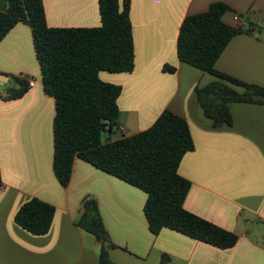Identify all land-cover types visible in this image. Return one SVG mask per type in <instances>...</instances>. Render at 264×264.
<instances>
[{"label": "crops", "instance_id": "crops-1", "mask_svg": "<svg viewBox=\"0 0 264 264\" xmlns=\"http://www.w3.org/2000/svg\"><path fill=\"white\" fill-rule=\"evenodd\" d=\"M212 2L231 8L224 22L237 24L235 16L244 15L247 20L239 22L250 29L229 41L215 68L264 86V0H131L134 68L99 76L122 88L117 103L124 132L116 130L111 140L148 128L164 110L187 121L194 148L178 169L190 182L183 206L237 234L235 245L219 249L166 227L151 233L145 192L81 159H74L67 186L58 182L52 167L54 99L43 92L31 28L17 23L0 41V264H97L100 243L75 224L89 198L116 246L109 250L110 264H160L162 255L168 257L164 264H264V106L230 103L231 124L212 126L194 90L217 78L181 62L176 53L182 20ZM5 4L0 0V10ZM43 5L49 27L100 24L97 0ZM165 64L176 70L163 71ZM13 76L34 84L20 98L7 99V88L17 87ZM33 197L55 208L43 235L14 221Z\"/></svg>", "mask_w": 264, "mask_h": 264}, {"label": "trees", "instance_id": "trees-1", "mask_svg": "<svg viewBox=\"0 0 264 264\" xmlns=\"http://www.w3.org/2000/svg\"><path fill=\"white\" fill-rule=\"evenodd\" d=\"M0 10V41L17 24L31 28L40 67L43 92L54 99L53 173L62 186L69 183L74 159H81L145 192L143 213L151 233L169 228L219 249L235 245L238 236L184 208L190 182L179 164L193 150L187 121L170 110L162 111L146 129L111 140L118 130L117 99L121 86L103 81L101 71L131 72L134 39L130 19L131 0H97L100 24L92 27H49L43 0H5ZM231 10L212 2L207 10L186 16L178 30L176 53L181 62L212 74L216 80L196 87V100L212 126L231 124L230 103L264 106V86L248 83L218 71L215 63L229 41L250 32L238 16L237 24L224 22ZM174 72L175 66L163 65ZM4 74V73H2ZM7 75V74H4ZM17 87L7 88V99H17L28 90L25 79L13 76ZM108 134L104 137L103 134ZM0 172V185H1ZM55 208L38 198L24 202L14 221L35 235L45 234ZM76 226L100 243L97 264H110L109 250L116 247L108 237L95 200L83 201ZM168 260L160 258V264Z\"/></svg>", "mask_w": 264, "mask_h": 264}, {"label": "built area", "instance_id": "built-area-1", "mask_svg": "<svg viewBox=\"0 0 264 264\" xmlns=\"http://www.w3.org/2000/svg\"><path fill=\"white\" fill-rule=\"evenodd\" d=\"M235 19L236 20L239 19L238 16H235ZM33 84H34V81L32 79L28 80V86H33ZM118 131L124 132V128L122 126H119ZM1 190H2V186H0V192H1Z\"/></svg>", "mask_w": 264, "mask_h": 264}, {"label": "rangeland", "instance_id": "rangeland-1", "mask_svg": "<svg viewBox=\"0 0 264 264\" xmlns=\"http://www.w3.org/2000/svg\"><path fill=\"white\" fill-rule=\"evenodd\" d=\"M261 23H262V22H260V25H262ZM6 85H11V86H14V85H16V84H15L14 82H12V81H8ZM2 92H4V93H5V91H4V90H2ZM111 135H112V137H113V136H116V134H115V133H114V134H111ZM107 136H108V134H106V133H105V134H103V137H102V138H103V140H104V137H107Z\"/></svg>", "mask_w": 264, "mask_h": 264}]
</instances>
